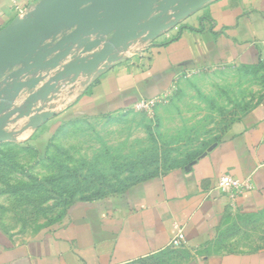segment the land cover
Returning <instances> with one entry per match:
<instances>
[{
  "label": "crops",
  "instance_id": "crops-1",
  "mask_svg": "<svg viewBox=\"0 0 264 264\" xmlns=\"http://www.w3.org/2000/svg\"><path fill=\"white\" fill-rule=\"evenodd\" d=\"M15 1L34 8L40 0H0V30L18 17ZM75 49L34 91L75 59L98 51L79 56ZM121 55L104 73L64 78L47 99L36 102L31 116L40 109L55 114L39 129L26 130L29 118L17 114L2 128L44 152L63 123L126 112L142 99L164 97L188 74L257 65L264 60V0H213L157 39L134 43ZM32 93L16 99L13 111L25 109ZM227 174L254 186L240 196L234 210L218 190L219 179ZM263 209L264 102L227 125L184 167L117 195L75 202L60 222L29 239L0 229V264H149L155 259L166 264L164 255L174 249L175 256L183 255L175 264H264V248L209 250L229 216ZM180 229L185 243L178 249L172 241Z\"/></svg>",
  "mask_w": 264,
  "mask_h": 264
},
{
  "label": "rangeland",
  "instance_id": "rangeland-1",
  "mask_svg": "<svg viewBox=\"0 0 264 264\" xmlns=\"http://www.w3.org/2000/svg\"><path fill=\"white\" fill-rule=\"evenodd\" d=\"M262 102L264 60L185 75L151 113L132 107L63 123L44 152L6 142L0 146V229L29 239L60 222L75 202L117 195L183 167L188 156L204 152L227 125ZM259 248L264 209L229 216L209 250ZM174 251L164 255L166 264L183 256Z\"/></svg>",
  "mask_w": 264,
  "mask_h": 264
},
{
  "label": "water",
  "instance_id": "water-1",
  "mask_svg": "<svg viewBox=\"0 0 264 264\" xmlns=\"http://www.w3.org/2000/svg\"><path fill=\"white\" fill-rule=\"evenodd\" d=\"M212 1L40 0L26 16L0 30V116L7 113L0 118V144L15 140L2 128L12 115L29 118L26 130L39 129L55 116L41 109L31 114L36 102L47 99L64 78L104 73L134 43L157 39ZM75 48L79 56L98 51L75 59L34 91ZM27 91L33 93L25 109L13 111L16 99Z\"/></svg>",
  "mask_w": 264,
  "mask_h": 264
},
{
  "label": "built area",
  "instance_id": "built-area-1",
  "mask_svg": "<svg viewBox=\"0 0 264 264\" xmlns=\"http://www.w3.org/2000/svg\"><path fill=\"white\" fill-rule=\"evenodd\" d=\"M14 11L17 13L18 17L26 16L33 8H22L18 5L17 1L14 2ZM170 37V34H167ZM29 77H33L29 75ZM164 97H159L155 99H142L134 107L137 110H142L146 113H151L158 104L162 103ZM254 189V186L250 180L240 181L231 177L229 174L222 176L219 179L218 190L225 194L229 198V205L232 210L237 209L238 199L246 192H250ZM185 243V237L183 231L180 229L175 236L172 244L179 246Z\"/></svg>",
  "mask_w": 264,
  "mask_h": 264
},
{
  "label": "trees",
  "instance_id": "trees-1",
  "mask_svg": "<svg viewBox=\"0 0 264 264\" xmlns=\"http://www.w3.org/2000/svg\"><path fill=\"white\" fill-rule=\"evenodd\" d=\"M202 153H203V152L197 153V154H195V155L192 156V157L188 156V159L184 162L183 167H184L185 165L191 163L192 161H194V160H195L198 156H200ZM154 176H155V175H154ZM150 177H152V176H150ZM150 177H148V178H150ZM144 180H145V179H144ZM142 181H143V180H142ZM137 184H138V183H137Z\"/></svg>",
  "mask_w": 264,
  "mask_h": 264
}]
</instances>
